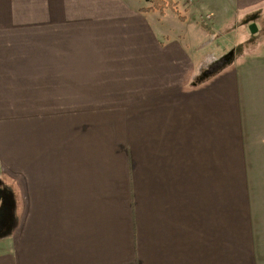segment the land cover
Masks as SVG:
<instances>
[{
	"label": "crops",
	"instance_id": "1",
	"mask_svg": "<svg viewBox=\"0 0 264 264\" xmlns=\"http://www.w3.org/2000/svg\"><path fill=\"white\" fill-rule=\"evenodd\" d=\"M146 7L0 0V264H264L263 31L200 77Z\"/></svg>",
	"mask_w": 264,
	"mask_h": 264
},
{
	"label": "rangeland",
	"instance_id": "2",
	"mask_svg": "<svg viewBox=\"0 0 264 264\" xmlns=\"http://www.w3.org/2000/svg\"><path fill=\"white\" fill-rule=\"evenodd\" d=\"M176 3L174 9H166L164 11L165 26L171 27L172 30L179 33H186L189 39V44L196 47L200 41L203 40L204 48L198 52L197 70L200 72V77H204L225 66L237 56L245 55L242 60V67L251 68L252 66H262L263 61L252 59L249 50L254 41L245 38L242 34L238 33V27L242 20H247L243 27L248 28L250 31V24H255L256 28L259 27L263 31V56H264V11L259 10L253 12L250 17H241V14L236 13L232 7L230 0H203L202 8L199 7L200 0L193 3H188L185 0H174ZM149 2V0H148ZM150 5V2H149ZM157 14L159 11L155 10ZM213 11L216 15L215 21H218L217 29L218 34L213 36L211 33L202 29L200 21H205V16L208 15L209 22L206 23L210 28L213 25V18L210 13ZM179 16H184L187 19L185 23L180 21ZM196 29L198 34L194 32ZM255 33V31H254ZM200 38V39H199ZM251 52V51H250ZM253 68V67H252ZM251 68V69H252ZM250 69V70H251ZM7 187L0 177V194H1V207H5L9 203L11 195L5 193ZM14 198V196H12ZM3 230V229H2Z\"/></svg>",
	"mask_w": 264,
	"mask_h": 264
},
{
	"label": "trees",
	"instance_id": "3",
	"mask_svg": "<svg viewBox=\"0 0 264 264\" xmlns=\"http://www.w3.org/2000/svg\"><path fill=\"white\" fill-rule=\"evenodd\" d=\"M149 7L143 8V10H157L160 14H163L166 9H174L176 3L174 0H149ZM181 20H184V16H179ZM201 27L204 31L211 33L212 30L210 27L204 23V21H200ZM205 77V76H204Z\"/></svg>",
	"mask_w": 264,
	"mask_h": 264
},
{
	"label": "flooded vegetation",
	"instance_id": "4",
	"mask_svg": "<svg viewBox=\"0 0 264 264\" xmlns=\"http://www.w3.org/2000/svg\"><path fill=\"white\" fill-rule=\"evenodd\" d=\"M5 220V209L1 207V199H0V227H3Z\"/></svg>",
	"mask_w": 264,
	"mask_h": 264
},
{
	"label": "water",
	"instance_id": "5",
	"mask_svg": "<svg viewBox=\"0 0 264 264\" xmlns=\"http://www.w3.org/2000/svg\"><path fill=\"white\" fill-rule=\"evenodd\" d=\"M249 28H250V31H251V32H254V31L256 30V26H255V24H253V23L250 24V27H249ZM1 197H2V196H1V194H0V199H1ZM2 229H3V230H2ZM3 231H4V225H3V227H0V234H2Z\"/></svg>",
	"mask_w": 264,
	"mask_h": 264
},
{
	"label": "built area",
	"instance_id": "6",
	"mask_svg": "<svg viewBox=\"0 0 264 264\" xmlns=\"http://www.w3.org/2000/svg\"><path fill=\"white\" fill-rule=\"evenodd\" d=\"M186 2H188V3H193V2H196L197 0H185ZM209 16L208 15H206L205 16V23H208L209 22Z\"/></svg>",
	"mask_w": 264,
	"mask_h": 264
}]
</instances>
